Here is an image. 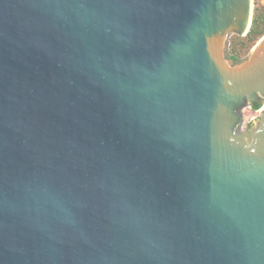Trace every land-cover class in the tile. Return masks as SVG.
<instances>
[{
	"label": "water",
	"instance_id": "obj_1",
	"mask_svg": "<svg viewBox=\"0 0 264 264\" xmlns=\"http://www.w3.org/2000/svg\"><path fill=\"white\" fill-rule=\"evenodd\" d=\"M253 0H0V264H264Z\"/></svg>",
	"mask_w": 264,
	"mask_h": 264
},
{
	"label": "trees",
	"instance_id": "obj_2",
	"mask_svg": "<svg viewBox=\"0 0 264 264\" xmlns=\"http://www.w3.org/2000/svg\"><path fill=\"white\" fill-rule=\"evenodd\" d=\"M264 37V5L255 0L253 20L250 30L246 36L234 35L231 38L230 53L231 58L241 61L252 51L257 43ZM260 108V105L254 107V110Z\"/></svg>",
	"mask_w": 264,
	"mask_h": 264
},
{
	"label": "flooded vegetation",
	"instance_id": "obj_3",
	"mask_svg": "<svg viewBox=\"0 0 264 264\" xmlns=\"http://www.w3.org/2000/svg\"><path fill=\"white\" fill-rule=\"evenodd\" d=\"M237 62H241V61H237ZM258 105H260V108L257 109V110H254V107H256ZM247 109H249L252 112L256 113L257 116L259 117L260 114H262V112H264V97L261 96L259 101L255 102V103H252V105L249 108H247ZM250 126H251V123L246 124V121H245L244 126L242 127L241 131L242 132L247 131L250 128Z\"/></svg>",
	"mask_w": 264,
	"mask_h": 264
},
{
	"label": "rangeland",
	"instance_id": "obj_4",
	"mask_svg": "<svg viewBox=\"0 0 264 264\" xmlns=\"http://www.w3.org/2000/svg\"><path fill=\"white\" fill-rule=\"evenodd\" d=\"M263 5H264V0H259ZM255 7V0H253V9ZM231 47V45H230ZM244 117H245V121H246V124H248L252 119L258 117L256 113L252 112L251 110L249 109H246L244 111Z\"/></svg>",
	"mask_w": 264,
	"mask_h": 264
}]
</instances>
